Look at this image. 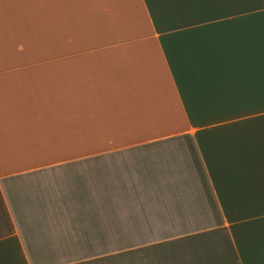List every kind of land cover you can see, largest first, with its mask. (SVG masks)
Segmentation results:
<instances>
[{"label":"crops","instance_id":"1","mask_svg":"<svg viewBox=\"0 0 264 264\" xmlns=\"http://www.w3.org/2000/svg\"><path fill=\"white\" fill-rule=\"evenodd\" d=\"M0 264H264V0H0Z\"/></svg>","mask_w":264,"mask_h":264}]
</instances>
